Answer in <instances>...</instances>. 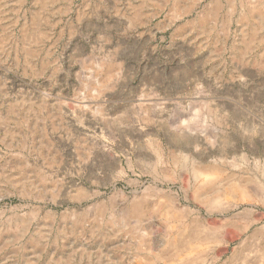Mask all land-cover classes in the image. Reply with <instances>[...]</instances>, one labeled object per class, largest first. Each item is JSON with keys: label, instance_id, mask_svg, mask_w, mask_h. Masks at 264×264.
Listing matches in <instances>:
<instances>
[{"label": "rangeland", "instance_id": "1", "mask_svg": "<svg viewBox=\"0 0 264 264\" xmlns=\"http://www.w3.org/2000/svg\"><path fill=\"white\" fill-rule=\"evenodd\" d=\"M262 189L264 0H0V264H264Z\"/></svg>", "mask_w": 264, "mask_h": 264}, {"label": "bare ground", "instance_id": "2", "mask_svg": "<svg viewBox=\"0 0 264 264\" xmlns=\"http://www.w3.org/2000/svg\"><path fill=\"white\" fill-rule=\"evenodd\" d=\"M203 158V157H202ZM204 161V160H203ZM204 168L206 169L205 171H203V172H207V171H211L212 169L211 168H209V167H207V166H204ZM197 173V172H196ZM238 191H236V194H237V196L239 197V198H241V199H249V198H251L252 197V194H250V192L246 189V188H244V187H240V186H238ZM263 190V189H262ZM253 191L255 192H257V190H255L254 188H253ZM252 191V193H254ZM264 191V190H263ZM226 192H228V191H226ZM233 192V191H232ZM221 206V205H220ZM137 213H139L138 212V210H137ZM140 214V213H139ZM169 216V215H168ZM205 221V220H204ZM195 223V222H194ZM204 222H202V224H203ZM209 224V223H208ZM217 224V223H216ZM201 225V224H200ZM213 225H215V223L213 224ZM196 226V225H195ZM227 226V225H226ZM195 228V227H194ZM209 228H219V227H217V226H213V227H211V226H209ZM201 229V228H200ZM198 231V230H197ZM213 231H215V230H213ZM199 232V231H198ZM212 232V231H211ZM211 232H208V233H211ZM200 233V232H199ZM207 233V235H209ZM213 233V232H212ZM211 233V234H212ZM198 234V233H197ZM210 234V235H211ZM214 234V233H213ZM215 234H217L216 232H215ZM184 235V234H183ZM204 235H206V232H205V234H203L202 236H204ZM193 236V235H192ZM201 236V237H202ZM218 236V235H217ZM217 236H212L211 235V237H204L203 239L201 238V237H199V236H197V235H194V237H188L187 235H184V237H183V246L185 245V247L184 248H192L194 245H193V242L195 241V240H198V241H202V243L204 242L205 243V241H208V243H210V246L212 245L213 246V244H214V246H217L218 247V245L219 244H221V242L222 241H224V237L223 238H220V239H218L217 238ZM175 239V238H174ZM200 244V243H199ZM207 244V243H206ZM142 245H144V244H142ZM172 245L173 246H177V240H173V242H172ZM179 245V244H178ZM181 245V244H180ZM145 247H146V244L144 245ZM143 246V247H144ZM142 247V249H145V247L143 248ZM178 247V246H177ZM175 248V247H174ZM174 252V251H173ZM185 253V252H184ZM163 254V253H162ZM187 254H189L188 252H187ZM153 255V254H152ZM164 255V254H163ZM165 256V255H164ZM177 256H179V253L177 254ZM181 256V255H180ZM183 256V255H182ZM203 256V255H202ZM201 256V257H202ZM166 257V256H165ZM200 257V258H201ZM205 257V256H204ZM161 259L162 258V256L161 255H157V254H155V255H153V257H151V256H145L144 258H143V260H145V262L147 263V264H158L157 262H155L156 260L155 259ZM165 260V259H164ZM259 260V259H258ZM158 261V260H157ZM160 261V260H159ZM162 261H163V259H162ZM254 261V260H253ZM263 262V261H262ZM138 263V262H137ZM162 263V262H161ZM194 263V262H193ZM249 263H251V262H249ZM141 264V263H140ZM202 264V263H201ZM248 264V263H247ZM257 264V263H256Z\"/></svg>", "mask_w": 264, "mask_h": 264}]
</instances>
